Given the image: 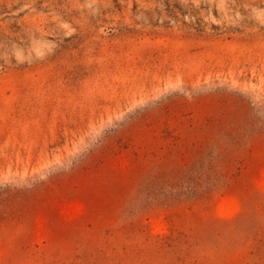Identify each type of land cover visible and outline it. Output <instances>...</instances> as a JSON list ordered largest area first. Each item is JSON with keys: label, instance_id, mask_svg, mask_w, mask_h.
Here are the masks:
<instances>
[{"label": "rangeland", "instance_id": "374dc122", "mask_svg": "<svg viewBox=\"0 0 264 264\" xmlns=\"http://www.w3.org/2000/svg\"><path fill=\"white\" fill-rule=\"evenodd\" d=\"M0 264H264V0H0Z\"/></svg>", "mask_w": 264, "mask_h": 264}]
</instances>
